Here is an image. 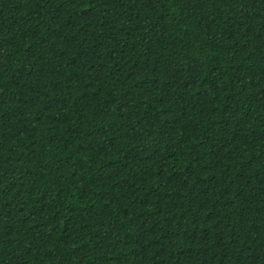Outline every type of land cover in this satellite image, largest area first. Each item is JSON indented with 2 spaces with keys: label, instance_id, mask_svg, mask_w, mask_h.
I'll return each instance as SVG.
<instances>
[{
  "label": "trees",
  "instance_id": "1",
  "mask_svg": "<svg viewBox=\"0 0 264 264\" xmlns=\"http://www.w3.org/2000/svg\"><path fill=\"white\" fill-rule=\"evenodd\" d=\"M0 264H264V0H0Z\"/></svg>",
  "mask_w": 264,
  "mask_h": 264
}]
</instances>
